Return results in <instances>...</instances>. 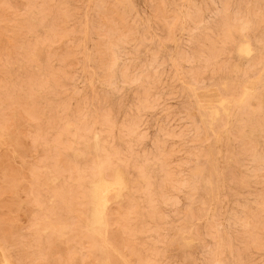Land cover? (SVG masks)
I'll list each match as a JSON object with an SVG mask.
<instances>
[{
	"label": "rangeland",
	"instance_id": "rangeland-1",
	"mask_svg": "<svg viewBox=\"0 0 264 264\" xmlns=\"http://www.w3.org/2000/svg\"><path fill=\"white\" fill-rule=\"evenodd\" d=\"M0 264H264V0H0Z\"/></svg>",
	"mask_w": 264,
	"mask_h": 264
},
{
	"label": "bare ground",
	"instance_id": "bare-ground-1",
	"mask_svg": "<svg viewBox=\"0 0 264 264\" xmlns=\"http://www.w3.org/2000/svg\"><path fill=\"white\" fill-rule=\"evenodd\" d=\"M239 49L242 53H246V54H249L253 51V48L249 41L243 42L240 45ZM125 188H126V178L122 173V171L120 170L116 172V174L112 179H108L103 174H100L99 177L92 182V224L93 225H102L105 222V212L110 202V195L114 193L117 197H119L122 195V192ZM6 261L8 262V260ZM6 261L4 260V262Z\"/></svg>",
	"mask_w": 264,
	"mask_h": 264
}]
</instances>
